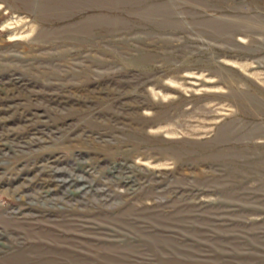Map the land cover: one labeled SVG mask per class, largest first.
<instances>
[{
  "label": "rangeland",
  "instance_id": "1",
  "mask_svg": "<svg viewBox=\"0 0 264 264\" xmlns=\"http://www.w3.org/2000/svg\"><path fill=\"white\" fill-rule=\"evenodd\" d=\"M0 264H264V0H0Z\"/></svg>",
  "mask_w": 264,
  "mask_h": 264
}]
</instances>
